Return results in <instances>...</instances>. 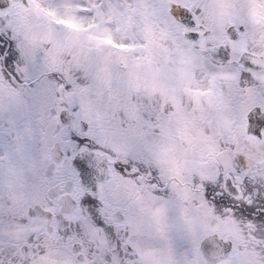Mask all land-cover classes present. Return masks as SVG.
Masks as SVG:
<instances>
[{
    "label": "snow or ice",
    "instance_id": "6c2138e0",
    "mask_svg": "<svg viewBox=\"0 0 264 264\" xmlns=\"http://www.w3.org/2000/svg\"><path fill=\"white\" fill-rule=\"evenodd\" d=\"M0 264H264V0H0Z\"/></svg>",
    "mask_w": 264,
    "mask_h": 264
}]
</instances>
